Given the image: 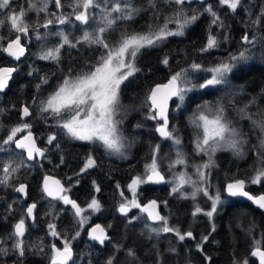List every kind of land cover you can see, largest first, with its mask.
I'll use <instances>...</instances> for the list:
<instances>
[{
  "label": "snow or ice",
  "instance_id": "1",
  "mask_svg": "<svg viewBox=\"0 0 264 264\" xmlns=\"http://www.w3.org/2000/svg\"><path fill=\"white\" fill-rule=\"evenodd\" d=\"M50 3L60 10L61 14L50 12ZM191 3L192 0H144V3H137V0H67V7L71 9V12L63 13L64 0H28L27 7H20L19 11L13 7L12 0H0V15L3 16L0 19V27L7 25L10 33H15L14 37L7 38L6 44L3 43L6 38L0 36V52L19 61L26 51L22 37H29L30 29L38 40L46 39L48 35H57L61 38L58 45L41 51L38 55L40 60L59 64L61 50L65 46L72 49H78L81 46L102 49L96 63L91 64L87 71L81 70L78 74L73 75V69L69 67L67 74L56 89L46 98H34L33 104L40 114H47L44 115L45 121L49 118L54 120L56 126L62 129L67 137L89 144H99L109 153L123 156L124 142L127 138L121 128L123 117L117 118L123 110L121 86L125 84V81H129L130 77H134L137 72L141 71L137 67L136 61L143 50L157 48L170 37L184 36L185 30L195 24L204 13H207L211 20L204 46L198 51L201 53L211 52L228 40L227 36H218L212 31V29L226 31L228 27L213 5L205 4V0H200L201 5L204 6L203 12L193 10L189 15L188 6ZM218 4L220 7H226L233 14L243 11L248 16V27L255 29L258 34H253L250 38L248 32H245L241 37V43L248 47H243L238 53H230L226 60H221L212 67L191 62L187 67L173 72L167 83L156 84L150 88L141 102L140 106L147 109L146 119L156 121L155 131L161 138L171 141L173 145L175 158L168 157L169 171L173 172V169L178 165L185 169L189 167L194 169L191 174L186 171L173 172V179L166 181L162 172L164 157L161 154L160 144L150 145V162L145 163L144 175H137L131 180L127 187L132 193V198L125 197L124 202H121L118 207L119 213L125 217H128V213L133 208L146 213L147 220L152 222L151 225L145 224V228L150 233L149 239L152 238V235L159 237L161 234L169 233L177 237L180 242H184L186 239L194 240L196 237L190 230L181 232L179 228L169 225L168 218L158 211L159 205L156 200H150L146 205L138 202L137 189L142 184L170 183L172 184L171 193L178 194L180 199L196 200L197 194L202 193L203 196L211 200V209L205 211L196 206L193 216L202 213L211 220L214 214H217L218 205L223 203L221 195L217 191L212 196L208 191L211 186L208 182L211 176L210 170L217 166L214 157L219 151H230L237 157L244 158V146L248 143L247 134L229 115V109L235 112L239 119L248 120L253 131L258 133V144L254 146L255 151L253 152L256 160L251 167L253 174L249 178V182L251 184L264 183V90H262L260 100L252 97L247 102L238 101L236 96L242 93V90L238 89L228 93L229 99L226 102L222 97L216 101L215 105L205 102L197 106L196 112L190 118V126L194 130V151L196 155L207 156V161L198 164L190 163V158L183 150L178 130L175 127H169V102L173 98L179 101L176 104V109L180 110L189 92L229 85V74L233 73L234 69H237L242 63L252 60L253 47L257 43L264 47V4H261L258 16L253 15L252 5H249L247 0H218ZM164 8H168L170 14H163ZM29 13H35L37 17L44 14V22L42 24L29 23L27 19ZM143 14H148L150 17L147 30L129 32L128 25L125 24L119 39L115 43H109L107 34L114 31L119 23L133 22ZM162 15L163 20L160 22ZM73 18L81 25L88 26L82 30L80 37L70 39L64 31L47 32L43 36L39 32L41 27L47 30L53 24H70L73 22ZM169 24H175V30L169 28ZM169 60L170 58L165 56L161 63L165 67H169ZM89 63L85 60L86 65ZM16 72H18L17 67H0V93H5V90L9 89V81L13 80V73ZM200 72L211 75L210 77H200L199 79L203 80L202 83H193V80L197 79L193 74ZM32 74L31 71L28 73V75ZM41 80L43 84H47L49 78L44 76L41 77ZM40 87L41 84L36 85L38 91ZM20 113L21 120L24 122L11 127L0 144L4 146L14 144L16 149L21 150V158L18 161L11 157L6 161H0V170L3 172L0 185L12 186L15 192L27 196L28 185L20 183L18 186H14L10 185V181L24 165L23 157L25 155L28 161H34L37 157L46 159L47 149L37 146V139L32 132L33 125L25 119L34 115L30 106L23 105L20 108ZM135 127L141 128L143 125L136 124ZM21 133L24 135L19 136ZM54 142L56 143L54 144ZM47 144L59 148L56 133L48 134ZM248 150L252 151L251 148ZM0 152H9V149L0 147ZM63 162V157H61L60 163ZM96 166V161L89 155L81 168V173ZM93 185L95 191L100 192L101 189L95 181H93ZM186 185L192 188L191 193L184 191ZM119 187L120 185L117 184V188ZM245 187L244 179H233L226 184L225 190L228 196L246 197L259 209L264 210V195L254 197L245 191ZM41 190L51 200L60 201L71 207L74 216L79 218L77 221L79 227L75 235L71 238L67 237L57 230L55 223L50 222L47 225V234L55 240L61 241L62 247L54 242L45 243L42 239L37 242H28L26 218L32 219L34 222L36 219L37 205L32 203L26 207V217L22 216L13 225L12 231L6 238H0V258L15 257L13 264H24L25 258L31 253L46 257L47 264H76L72 241L80 238L84 224L90 219V216H85L84 213L89 210L91 213L99 212L101 204L93 197L86 208L81 207L66 194L69 189H66L60 180L49 175L43 177ZM120 195L124 197V192H121ZM164 204L167 206V201ZM133 219V217H128V222L131 223ZM152 225L157 226L153 227ZM254 228V224L250 225L247 232L252 234ZM215 230V225H213L212 231ZM87 235L91 241L101 246H105L106 242L112 240L106 229L100 224L92 226ZM207 242L208 236L204 235L196 245L197 250L203 252V245ZM253 245L251 256L258 258V264H264V241L254 240ZM153 247L155 248V245ZM113 248L119 252L123 246L115 243ZM170 251L175 252V249H170ZM126 252L131 264H143L135 250L126 249ZM156 255L159 257L160 253L157 252ZM205 260L210 262L211 257L205 256ZM3 264H7V262L3 261ZM106 264H116V257L112 256L107 259ZM157 264H161L159 259ZM234 264H248V260L234 261Z\"/></svg>",
  "mask_w": 264,
  "mask_h": 264
},
{
  "label": "trees",
  "instance_id": "2",
  "mask_svg": "<svg viewBox=\"0 0 264 264\" xmlns=\"http://www.w3.org/2000/svg\"><path fill=\"white\" fill-rule=\"evenodd\" d=\"M27 0H12L13 7L19 11L20 7H27ZM65 7L63 13H70L71 9L67 7V0H64ZM137 3H144V0H137ZM249 5H252V12L254 16L260 14V6L264 4V0H247ZM205 4H212L213 7L222 16L225 24L228 26L226 31H221L219 29H212L218 36L224 35L228 37L227 42L222 43L218 49L212 50L211 52L201 53L198 50L204 46L207 32L209 30V24L211 17L204 13L200 16L197 22L185 30L184 36H174L170 37L161 46L154 49L143 50L142 54L137 58L136 65L141 69L137 72L134 77L129 78V81H125V84L121 86V104L123 109L126 108L127 103L129 104V109H131L130 115L135 116L138 110L142 108L141 102L144 100L145 95L148 90L154 85L165 82L168 77L175 71H179L183 67H187L191 62H196L204 65L205 67H212L218 64L221 60H226L230 53H238L243 47H248L241 43V37L245 32H248L250 38L256 33V30L248 27V16L240 11L239 14L231 13L226 7H220L218 0H210L205 2ZM189 15L192 11L203 12L204 6L201 3H195L188 6ZM49 11L56 12L58 15L61 14L60 10H57L51 3L49 4ZM163 14H170L168 8H164ZM1 19L3 18L2 15ZM29 23L31 24H42L44 22V14H40L39 17L35 13H29L27 17ZM149 15L143 14L138 17L133 22H123L119 23L109 37L119 39L121 33L124 31L125 24L128 25V31H145L147 30ZM163 20V15L161 16V21ZM78 22L74 20L70 24L59 25L53 24L50 28H60L64 27V30H68V26L71 24L78 25ZM6 25L1 28V35L7 38L14 37L13 34L6 31ZM79 30V29H78ZM46 29L40 28L39 32L43 36ZM82 31H78L75 35H69L70 39L80 37ZM22 41L28 46L27 56L22 62L16 67L18 72L13 74V80L10 81V87L5 93H0V141H2L11 127L16 126L24 121L20 119V108L27 104L32 109L34 115L29 117L27 122H32L33 127L36 132H43V124L46 122L44 115L40 114L36 110V106L33 104L34 98H46L50 93H52L58 84L61 82L62 78L67 74L69 67L73 69V75L80 72V65L85 63V60L89 61L87 69H89L91 64H95L99 58V52L95 48H87L84 46L78 49H72L65 46L61 50V60L59 64L53 61L40 60L38 59V54L41 53L43 49L48 47H53L61 42V38L57 37L55 40H51L50 43L43 41V39H36V35L30 29L29 37H22ZM37 50L38 53L34 51ZM253 58L247 63H242L237 69H234L233 73L229 74L230 84H245L249 82V79L254 82V86L248 91L244 89L247 93L245 98L250 99L256 97L258 100L262 98V90H264V47H261L259 43L256 44L252 49ZM93 56L90 57V54ZM168 56L169 67H165L161 60ZM95 57V59H94ZM10 61L3 57L0 52V67L3 65H10ZM35 69V71H33ZM241 69H243L241 71ZM33 72L32 75H28L29 72ZM87 71V70H86ZM198 78L194 79L195 83L201 82L200 77H204L203 72L197 73ZM48 76L49 81L47 84H43L41 77ZM37 84H41L39 91L36 88ZM219 89V90H217ZM220 87L207 89V90H195L192 92L186 100V108H189L187 103L191 99H218L220 93ZM127 109V108H126ZM178 115V116H177ZM172 116V127L178 130V134L182 139L184 144L185 139L181 136L179 129L180 125H186L184 108L179 114ZM40 135V134H39ZM61 135V134H60ZM60 140L59 148L52 146V149H48L46 154V159L28 161L25 156L24 165L21 166L20 170L14 174L10 181V185L17 186L19 183H26L28 185L27 198L22 199L15 191L12 186L0 185V238H6L8 233L13 229V225L22 217H26V207L29 201L36 203L37 208L35 210L36 219L40 221L33 227L28 224V218H26V224L28 226L27 241L37 242L38 240H43L45 243L52 242L45 241V228L48 223H55L57 230L71 238L75 235L78 230L75 227V222L77 217L72 214L69 206H66L58 201H52L46 199L41 190L42 177L46 173L54 174L61 179H77V180H90V179H102L105 178L107 173V159L105 155H99L96 148H89L88 145H81L75 143L71 138L67 137L65 134L58 137ZM0 147H5L9 149V152H0V161H6L10 157L16 159L17 161L21 158V151L14 148L13 145L4 146L0 144ZM165 146H163L164 148ZM89 155L98 158L99 165H97V172L95 170L86 171L81 173V163ZM80 156V158H79ZM104 156V159L101 158ZM61 157H63V163H60ZM249 157L240 161V169L242 174L246 171V166L249 164ZM79 173V174H78ZM0 178H3V172L0 170ZM264 188V184L260 186ZM11 206V207H9ZM61 211L67 212L69 215L66 217L65 225L59 224V218L57 213ZM45 212L55 213V215H50L47 218L43 216ZM246 220V223L243 220ZM244 222V225L239 228V223ZM254 224L252 234L247 232L250 225ZM226 239H225V252L227 259L230 255L238 252L239 247L245 246L246 251L239 258L240 261L244 259L248 260V264H254L252 257L249 253V248L253 244L254 240L264 241V220L260 215L250 211L248 207H242L238 214H231L227 216L226 219ZM83 226L81 230V236L77 239L78 246L76 247V264H106L107 261L106 253L100 251H94L93 248L85 241ZM258 232L255 233V230ZM54 242L57 243V240ZM97 252V253H96ZM15 257H3L0 258V264L6 261L7 264H13ZM96 262V263H95ZM24 264H47V258L29 254L25 260Z\"/></svg>",
  "mask_w": 264,
  "mask_h": 264
},
{
  "label": "flooded vegetation",
  "instance_id": "3",
  "mask_svg": "<svg viewBox=\"0 0 264 264\" xmlns=\"http://www.w3.org/2000/svg\"><path fill=\"white\" fill-rule=\"evenodd\" d=\"M10 65H12V63ZM17 65H15V67ZM172 105L173 102L169 107L170 128L172 127V116L174 117L175 115L179 114L183 109L181 108L175 112V114H173L171 110ZM126 108L129 110L128 103ZM136 112L137 115L135 116L128 115L123 124L124 131L131 129L133 132L132 135L130 134L127 136L126 145L123 149V156L114 155L113 153L110 154L108 151H105V149L99 147L96 144L79 143L74 141L75 143L81 145H88L89 148L91 147V149L96 148L98 153H100L99 155H105L108 165L105 178L77 180L66 178L61 179L59 177L64 187L69 189L66 194L71 199L75 200L81 207L86 208L93 197H95L101 204V210L99 212L91 213V210H89L88 212L84 213L85 216H90L88 222L84 224L85 241L90 245L91 248H93L94 251L105 252L107 259L115 256L116 264H131L130 258L127 257L126 249L135 250L143 264H157L158 259L161 264H234V261H240L238 252L230 255L228 259L226 256L225 235L227 231V216L231 214H238L242 207H248L250 208V211L260 215L264 220V212L260 210L252 201L242 197H230L225 190L226 184L231 182L233 179H244L246 181L245 191L249 192L253 196L264 194V188L262 189L260 187L261 184L264 183H261L260 185L248 184V180L246 179L248 170L242 174L240 162L233 164L232 167L228 168V171L227 169L224 170V172H230L233 174L228 176V178L223 180L221 183L217 184L214 182V180L209 179L208 182L211 185L208 188L209 194L214 196L216 192L219 191L223 201L221 205H218V212L217 214H214L211 220L202 213L193 216L196 206H199L205 211L211 209V200L203 196L202 193L197 194L196 200L180 199L178 194L171 193L172 184L167 182L161 184H142L137 189L138 202H140L142 205H146L150 200H156L159 205L158 211L161 215L168 218L169 225L179 228L181 232H186L189 230L192 231L193 235L196 237L194 240L186 239L184 242H180L178 238L171 233L161 234L159 237L152 235V238L149 239L150 233L145 228V224L147 223L151 225L152 222L147 220L146 213H142L140 209L133 208L128 213V217L134 218L131 223L128 222V217L122 216L119 213L118 207L121 202H124L125 197L127 199L132 198V193L129 191L127 185L131 183V180L135 176L144 175L145 173V163L150 162V145L160 144L161 154H163L164 150L168 151L170 156L174 154L172 148L168 146L166 140L161 138L159 133L155 131L157 122L146 119L147 109L140 108ZM31 124L33 125L32 122ZM136 124H142L143 127L137 128L135 127ZM43 130V132L39 133L36 132L34 127H32L34 136L37 139V146L45 148L48 151V149L53 148V145L47 144L48 134L56 133L57 142L60 143L58 137L64 135V132L62 129L56 126V122L51 118H49L43 124ZM55 143L56 142H54V144ZM163 146L165 147L163 148ZM92 157L96 161V165H99L98 158L95 157V155ZM101 158L104 159V156H101ZM36 160L39 161L41 158H37ZM86 160L87 158H85L81 163V167L84 166ZM92 169L95 170L94 172H97V167L91 168L88 171H91ZM162 172L165 175V180L171 181L166 179L164 165H162ZM191 173H193L192 169ZM46 174H44L43 177ZM93 181H95L96 185L100 187V192L95 191ZM117 184L120 185L119 188H117ZM184 191L191 193L192 188L186 185ZM121 192H124V197H121ZM44 196L46 199L51 200V198H48L45 194ZM165 201H167V206L164 204ZM58 202L62 203L60 201ZM31 203L35 202L29 201L28 205ZM71 212L73 214L72 209ZM50 215H55V213L49 214V212H45V214H43V216L46 218ZM67 215L69 214L65 211H59L57 213L59 224L61 223L65 225ZM78 220L79 218L77 217V221ZM77 221L75 222V227L78 229L79 225ZM39 222L40 221L37 219H35L34 222L32 219L28 218V224H30V226L33 228ZM96 223H100L112 238L111 241L106 242L105 246H98L87 238V232L89 228ZM47 225L48 224H46L45 228V241H50L51 239V241L54 242L55 238L47 234ZM108 225H111V227H108ZM213 225H215L216 229L214 232L212 231ZM152 226L155 227L157 225ZM204 235L208 236V242L203 245L204 251L200 252L197 250L196 245ZM78 242L79 241L77 239L72 241L75 254L76 247L79 245ZM115 243L123 246L121 251L117 252L114 250L113 244ZM57 245L60 247L63 246L62 242L58 240ZM153 245H155V248ZM253 246L254 245L252 244L248 250L250 255L251 251L253 250ZM173 248L175 249V252L170 251V249ZM157 252L160 253L159 257L156 255ZM205 256L211 257V261L209 262L205 260ZM251 257L253 258V263L258 264V258L253 256Z\"/></svg>",
  "mask_w": 264,
  "mask_h": 264
},
{
  "label": "rangeland",
  "instance_id": "4",
  "mask_svg": "<svg viewBox=\"0 0 264 264\" xmlns=\"http://www.w3.org/2000/svg\"><path fill=\"white\" fill-rule=\"evenodd\" d=\"M0 19H1V16H0ZM77 24L78 25H74V24L69 25L67 31L64 30V27L53 28V29L52 28H49V29H47L45 31V34L47 32L64 31V33L67 34V35L68 34L69 35L70 34L71 35H75V34L78 33V31H82L83 29H85V28L88 27L87 25H81L79 22ZM6 27H7L6 28V31L10 33L9 28H8L7 25H6ZM93 27H95V25H93ZM1 28L2 27H0V36H2L1 35ZM169 28H171L172 30H175L176 25L175 24H169ZM80 33H82V32H80ZM11 34L15 35V33H11ZM109 34H111V33H109ZM109 34H107V35H109ZM57 37H59V36H57V35H48L46 37V39H43V41H46L47 43H50L51 40H55ZM108 41H109V43H115L117 41V39H115V38H113L111 36V37L108 38ZM47 48H50V47L47 46ZM34 52L35 53H38L37 50H35ZM91 56H93L92 53L90 54V57ZM80 68H81V70H84V71L88 70L87 69V65L85 63L81 64L80 65ZM203 75H204V77L205 76L210 77L211 74L210 73L203 72ZM193 76L194 77H197L198 74L197 73H194ZM202 82H203V80L201 82H198V83H202ZM193 83H195L194 80H193ZM254 85H255L254 82L251 81V79H249V82H247L245 84H241V85H239V84H236V85L229 84L227 86H225V85L216 86V87H220V90H221V92L218 93V95H219V98L218 99H215V100L214 99H208V98H206V99H198V100L191 99V101H189L187 103V105H189V108H186V100H187V97L192 92H194L195 90L192 91V92H189L186 95L185 101H184L183 106H182V108H184L186 125H180L179 126V129H180V132H181V136H183L184 139H185L184 144L182 143V147H183L184 152L190 158V163L198 164V163H200L202 161H207V156H199V155H196L195 154V151H194V143H193V140H194V130L190 126V118L192 117L193 113L196 112L197 106L200 105V104H204L205 102H208L210 105H215L216 101L219 100L222 97L224 98V100L226 102L229 99L228 93L229 92H233V91L238 90V89L239 90H242V93L239 94V95H237L236 96V99L238 101L247 102V98H245V96H246L247 93L244 91V89L246 91H248ZM210 89H212V88H210ZM204 90H207V89H204ZM172 102H173V105H172V109L171 110H172L173 114H175V112L178 111L176 109V104H178L179 101L176 98H174ZM135 111H137V110H135ZM131 112H133V111H131V109L128 110V109L125 108V109H123L121 111L120 116L117 117V118L119 119V118L123 117V124H124V121L126 120V117L128 115H130ZM229 115L232 116L233 119L238 123V125L241 127L242 131L247 134L248 143L244 146V148H245L244 158L237 157L234 153H232L230 151H219V152H217L216 155H215V157H214V160H215L217 166L214 167V168H212L210 170L211 171V176L209 177V179L214 180V182L217 183V184L221 183L223 180H225L226 178H228V176H230L231 174H233V173H230V172H224V170L227 169V171H228V168L229 167H232L233 164H237L241 160L249 157L250 161H249V164L246 166L245 169L248 170V174L246 175V177H247L246 179L248 180L247 182H248V184H251L249 182V178L251 177V175L253 173L252 172H249V171H251V167L253 166V164L255 163V160H256V157L253 155V152L255 151L254 146L258 144V133L255 132V131H253L252 126H251V124H250V122L248 120L239 119L236 116V113L233 112L231 109H229ZM123 124L121 125L122 130H123ZM123 133H124V135H125L126 138L130 134L131 135L133 134V132H132L131 129H128L127 131H124L123 130ZM71 140H73V139H71ZM73 141H76V142H79V143H87V142L78 141V140H73ZM126 141H127V139L124 142L125 145H126ZM166 142H167L168 146L172 148V151H173V145H172L171 141L166 140ZM96 145H98L99 147L103 148L99 144H96ZM249 148H251L252 151H249L248 150ZM173 153L174 154L170 156L169 155V152L166 151V150H164L163 151V154H162V156L164 157V163H163V165H164V172L166 173V179L167 180H172L173 179V172L186 171V172H188V173L191 174V169L194 172V169L193 168L189 167L190 168V170H189V168L185 169L181 165L176 166L173 169V172H170L169 169H168V157L170 156V157H172L174 159L175 158V152L173 151ZM114 155H119V154H114ZM260 184H255V185H260ZM243 221L246 223V220L245 219ZM244 222H240L239 223V228H241V226L244 225ZM256 232H258L257 229L255 230V233ZM245 246L239 247V249H238V257L239 258L246 251V249H244Z\"/></svg>",
  "mask_w": 264,
  "mask_h": 264
},
{
  "label": "water",
  "instance_id": "5",
  "mask_svg": "<svg viewBox=\"0 0 264 264\" xmlns=\"http://www.w3.org/2000/svg\"><path fill=\"white\" fill-rule=\"evenodd\" d=\"M208 1H210V0H205V2H208ZM195 3H200V0H192V3L191 4H195ZM7 43V41L5 42V44ZM22 43H23V41H22ZM24 45H25V47H26V51H25V55L23 56V57H21V59L19 60V61H17V60H15L14 58H12V57H9L6 53H3V52H1L2 53V56L3 57H5V58H7L11 63H12V65H3V66H1V67H15V65H17V64H19L20 62H22L23 60H24V58L27 56V53H28V49H27V45L25 44V43H23ZM14 74V73H13ZM168 80V79H167ZM167 80L165 81V82H162V83H167ZM9 83H10V81H9ZM162 83H158V84H162ZM8 90V89H7ZM7 90H5V92H7ZM174 99V98H173ZM173 99L169 102V107H170V104L172 103V101H173ZM20 119H21V113H20ZM26 120H28L29 118H25ZM22 121V120H21ZM33 132V131H32ZM34 134V133H33ZM22 135H24V133H21L19 136H22ZM19 138V137H18ZM13 146H14V144H13ZM14 148H15V146H14ZM18 150H20V149H18ZM21 151V150H20ZM25 157H26V155H25ZM37 158H39V157H37ZM40 159V158H39ZM46 175H49V176H51V177H53L54 179H58V180H60V178L58 177V176H56V175H54V174H46ZM43 180V179H42ZM60 182H61V184L63 185V183H62V181L60 180ZM20 184V183H19ZM18 184V185H19ZM24 184H26V183H24ZM17 185V186H18ZM17 193V192H16ZM22 199H26L27 198V196H24L23 194H21V193H17ZM250 194V193H249ZM251 195V194H250ZM260 195H264V194H259V195H257V196H254V197H258V196H260ZM253 196V195H252ZM49 198V197H48ZM242 198H246V197H242ZM32 204V203H31ZM30 205V204H29ZM28 205V206H29ZM260 210H262V209H260ZM263 212H264V210H262ZM96 224H100V223H96ZM95 225V224H94ZM93 225V226H94ZM101 225V224H100ZM102 226V225H101ZM92 227V226H91ZM90 227V228H91ZM103 227V226H102ZM89 228V229H90ZM89 231V230H88ZM88 233V232H87ZM87 238H88V240H90L89 239V237H88V235H87ZM91 241V240H90ZM92 242H94V241H92ZM95 244H97L96 242H94ZM98 246H101V245H99V244H97Z\"/></svg>",
  "mask_w": 264,
  "mask_h": 264
},
{
  "label": "bare ground",
  "instance_id": "6",
  "mask_svg": "<svg viewBox=\"0 0 264 264\" xmlns=\"http://www.w3.org/2000/svg\"><path fill=\"white\" fill-rule=\"evenodd\" d=\"M94 59H95V57H94ZM162 83V82H161Z\"/></svg>",
  "mask_w": 264,
  "mask_h": 264
}]
</instances>
